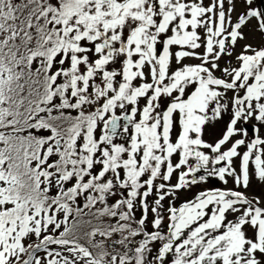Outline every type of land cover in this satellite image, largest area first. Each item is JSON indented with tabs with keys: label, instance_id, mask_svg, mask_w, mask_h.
<instances>
[{
	"label": "snow or ice",
	"instance_id": "snow-or-ice-1",
	"mask_svg": "<svg viewBox=\"0 0 264 264\" xmlns=\"http://www.w3.org/2000/svg\"><path fill=\"white\" fill-rule=\"evenodd\" d=\"M262 128L264 0H0V264H264Z\"/></svg>",
	"mask_w": 264,
	"mask_h": 264
},
{
	"label": "rangeland",
	"instance_id": "rangeland-1",
	"mask_svg": "<svg viewBox=\"0 0 264 264\" xmlns=\"http://www.w3.org/2000/svg\"><path fill=\"white\" fill-rule=\"evenodd\" d=\"M244 10V5L243 4H239L237 6V14L239 12H242ZM235 18V17H234ZM255 23V21H253V24ZM246 34H248V40H245V41H240V44L237 46V49L236 51L239 52L240 49H241V46L245 43H252L254 45H259L261 43V36L259 33H249L248 29H245L244 30ZM200 51H203L202 49ZM229 58L228 57H225L224 59L221 60V65L223 66L225 64V62L228 60ZM188 63H199L198 60H192V61H186ZM232 63L233 65L236 64V61L233 59L232 60ZM218 76L220 75L219 72L216 73ZM227 117H225V119L223 121H221L215 130H213L212 134L211 135H206L205 136V139L207 140H215L221 133L222 131L224 130L225 128V125L227 123ZM256 122L253 120V121H249L248 122V127L250 126V124H255ZM243 127H246L245 125H242ZM261 134L264 135V128L261 129ZM253 135V133L250 131L249 132V136L251 137ZM215 180V178H213ZM216 182V185L217 186H220V187H223L222 183L219 182L218 180L215 181ZM173 183H175V180H173ZM212 185H203V186H200V187H194L190 192L184 194V196H182V199L186 197L190 198L192 197L196 192H198L199 190H201L203 187H210ZM228 187H232V184L229 183ZM262 193V188L260 185L256 184L255 182L253 183L251 189L249 190V195H261ZM177 205L180 203V201H177L176 202ZM140 213H137V216H139Z\"/></svg>",
	"mask_w": 264,
	"mask_h": 264
}]
</instances>
